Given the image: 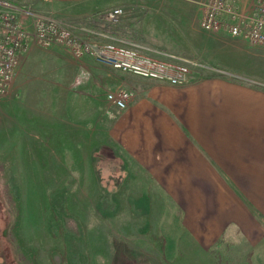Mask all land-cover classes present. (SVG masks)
<instances>
[{"label":"crops","instance_id":"0c3cea01","mask_svg":"<svg viewBox=\"0 0 264 264\" xmlns=\"http://www.w3.org/2000/svg\"><path fill=\"white\" fill-rule=\"evenodd\" d=\"M35 4L57 16L76 17L77 24L62 22L73 29L88 27L95 40L148 49L169 46L168 32L160 39L155 21L156 13L167 18L169 7H175L173 0H37ZM115 7L123 9L119 20L123 24L117 30L104 17ZM125 8L134 11L133 21L127 19ZM83 14L86 20L81 19ZM73 60L76 82L86 87V94L92 86L103 91L122 87L133 95L124 109L107 99L95 107L100 108L102 127L95 131L101 145L94 150L93 157L99 160L93 165L97 174L104 166L100 169L107 175V191L118 192L117 197L110 194L114 204L109 211L123 206L122 221L133 216V221L143 222L135 226L137 233L156 225L149 237L162 238L161 227L167 223L168 237L170 232L174 238L172 248L171 236L163 251L169 264H264V91L240 81L243 76L223 60L210 62L222 75L182 86L118 70L114 71L120 74L113 72L117 77L109 79L98 72L109 66L88 56ZM21 68L19 63L15 77ZM73 124L77 128L78 123Z\"/></svg>","mask_w":264,"mask_h":264},{"label":"rangeland","instance_id":"374dc122","mask_svg":"<svg viewBox=\"0 0 264 264\" xmlns=\"http://www.w3.org/2000/svg\"><path fill=\"white\" fill-rule=\"evenodd\" d=\"M173 1L167 18L156 13L155 21L160 39L168 32L169 46H124L159 58L174 53L211 68L216 67L210 62L228 61L243 76L240 81L264 88V45H251L226 32L203 31L199 23L204 0ZM124 11L133 21L134 11ZM50 13L63 22L78 23L71 15ZM122 14L109 22L111 29L117 30ZM172 46L183 51L174 52ZM73 59L77 58L59 46H31L21 51L22 68L10 91L0 95V264H169L163 252L172 236L169 232L168 237L167 223L161 227L162 238L149 237L156 225L135 232L143 222L133 221V216L122 221L123 206L109 211L114 204L110 194L117 197L118 192L107 191L104 166L97 174L93 165L99 160L94 150L101 145L95 131L102 127L100 108L95 107H102L107 93L122 87L103 91L91 86L86 94V87L76 82ZM103 69L98 72L109 79L117 77L113 72L120 74ZM217 74L203 70L200 76ZM82 102L87 106L73 109ZM128 233L141 236L127 237Z\"/></svg>","mask_w":264,"mask_h":264},{"label":"built area","instance_id":"2783aa9c","mask_svg":"<svg viewBox=\"0 0 264 264\" xmlns=\"http://www.w3.org/2000/svg\"><path fill=\"white\" fill-rule=\"evenodd\" d=\"M36 1L16 4L0 0V95L11 89L20 51L31 46H59L74 58L88 56L113 70L175 86L193 82L200 78L203 70L222 74L216 68L202 65L197 59L174 53H166L159 58L113 41L95 40L90 29L69 27L49 11L36 6ZM200 4L203 9L199 24L203 31L226 32L251 45H264V0H204ZM122 13V8L115 7L106 11L104 17L114 23ZM132 97L125 88L106 96L119 109L126 108Z\"/></svg>","mask_w":264,"mask_h":264},{"label":"trees","instance_id":"16d2710c","mask_svg":"<svg viewBox=\"0 0 264 264\" xmlns=\"http://www.w3.org/2000/svg\"><path fill=\"white\" fill-rule=\"evenodd\" d=\"M201 77V76H200ZM261 90H263L264 91V89L263 88H261Z\"/></svg>","mask_w":264,"mask_h":264}]
</instances>
